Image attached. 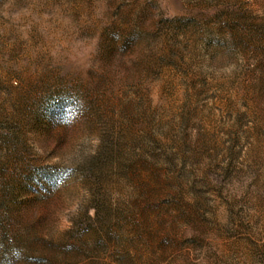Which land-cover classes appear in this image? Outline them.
<instances>
[{
	"label": "rangeland",
	"instance_id": "1",
	"mask_svg": "<svg viewBox=\"0 0 264 264\" xmlns=\"http://www.w3.org/2000/svg\"><path fill=\"white\" fill-rule=\"evenodd\" d=\"M0 264H264V0H0Z\"/></svg>",
	"mask_w": 264,
	"mask_h": 264
}]
</instances>
